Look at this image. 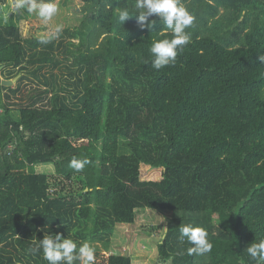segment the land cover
I'll list each match as a JSON object with an SVG mask.
<instances>
[{
	"label": "trees",
	"instance_id": "1",
	"mask_svg": "<svg viewBox=\"0 0 264 264\" xmlns=\"http://www.w3.org/2000/svg\"><path fill=\"white\" fill-rule=\"evenodd\" d=\"M79 1L80 23L42 45L0 0V264H48L28 250L49 233L92 244L95 264H132L109 248L146 208L167 217L162 264H256L246 249L264 239V0H181L196 17L191 42L159 71L151 43L172 33L158 18L154 31L136 16L121 26L134 0ZM73 158L89 164L75 172ZM185 225L207 231L211 252L189 254Z\"/></svg>",
	"mask_w": 264,
	"mask_h": 264
},
{
	"label": "clouds",
	"instance_id": "2",
	"mask_svg": "<svg viewBox=\"0 0 264 264\" xmlns=\"http://www.w3.org/2000/svg\"><path fill=\"white\" fill-rule=\"evenodd\" d=\"M14 10H26L28 14H34L45 25H49L58 15L60 8L56 0H13ZM134 16L140 29L147 28L154 31L157 23L151 18L156 17L172 33L170 39L154 40L149 51L153 57L151 65L155 70L175 66L178 56L191 42L188 29L194 25L195 15L183 5L181 0H134L131 10L128 6L118 9L117 22L122 26ZM62 31L63 25L57 24L42 35L38 43L47 45L58 39ZM259 60L264 63V55H260ZM88 164V159L73 158L69 166L75 172H82ZM179 231L180 241L186 239L192 245L188 249L189 254L203 255L211 252L213 246L204 228L185 225ZM28 251L33 255L42 251L43 258L48 264H95L96 258L92 244L84 242L78 246L73 239L65 238L60 233L46 234ZM246 252L256 264H264V239L252 243L247 247Z\"/></svg>",
	"mask_w": 264,
	"mask_h": 264
},
{
	"label": "rangeland",
	"instance_id": "3",
	"mask_svg": "<svg viewBox=\"0 0 264 264\" xmlns=\"http://www.w3.org/2000/svg\"><path fill=\"white\" fill-rule=\"evenodd\" d=\"M63 1L65 0H56L60 11L49 25H45L34 14H28L26 10L13 11V0H8L7 8H5L6 5L3 6L4 18L8 21L9 17L12 16L11 18L18 23L22 34L26 37L45 35L50 28L57 24L63 25V28L79 24L81 15L76 12L80 10L82 5L80 1L76 0L67 6L63 5ZM58 72L55 70L56 74H59ZM10 80L13 81V85L17 82V78ZM13 101H20L19 96L14 97ZM38 169L42 172L54 173L52 164L39 165ZM166 222L165 214H161L155 209L141 210L136 223L118 224L116 226L109 251L130 255L132 264H162L159 260L157 241L163 235ZM168 263L170 264V261Z\"/></svg>",
	"mask_w": 264,
	"mask_h": 264
},
{
	"label": "water",
	"instance_id": "4",
	"mask_svg": "<svg viewBox=\"0 0 264 264\" xmlns=\"http://www.w3.org/2000/svg\"><path fill=\"white\" fill-rule=\"evenodd\" d=\"M0 69H1V67H0ZM12 83H13L12 80H3V84H5V85H11Z\"/></svg>",
	"mask_w": 264,
	"mask_h": 264
},
{
	"label": "crops",
	"instance_id": "5",
	"mask_svg": "<svg viewBox=\"0 0 264 264\" xmlns=\"http://www.w3.org/2000/svg\"><path fill=\"white\" fill-rule=\"evenodd\" d=\"M5 8H7V4H6V7Z\"/></svg>",
	"mask_w": 264,
	"mask_h": 264
}]
</instances>
